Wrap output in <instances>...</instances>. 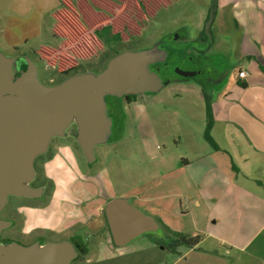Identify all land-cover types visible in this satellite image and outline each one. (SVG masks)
Listing matches in <instances>:
<instances>
[{
	"label": "rangeland",
	"instance_id": "374dc122",
	"mask_svg": "<svg viewBox=\"0 0 264 264\" xmlns=\"http://www.w3.org/2000/svg\"><path fill=\"white\" fill-rule=\"evenodd\" d=\"M217 1L174 0L148 19L138 36L126 42H107L103 38V50L96 57L80 60L79 67L72 74L98 73L117 53L148 48L156 40L172 34L180 37V42L186 49L188 60H184V70L204 73L169 82L156 92L137 94L130 101L107 96V100L114 101L117 107L113 117L115 126L106 142L94 146L93 162H87L76 143L74 124L65 130L66 134H70L69 137L51 140L49 154H54L55 146L59 144H70L79 154L83 172L101 175L105 186L104 195L112 198L122 195L128 199L137 198L138 195L177 196L189 207V193L198 191L200 186H189V163L182 170L177 166L184 159L189 161V136L200 147L209 146L204 137L207 127L206 110L201 101V91L205 86L211 85L217 76L233 73L236 67L232 50L234 40L228 38L230 41L227 44L218 46L213 37L219 18L216 13ZM59 7V0H0V50L19 61L22 57H28L36 67L38 80L46 86L56 84L66 77L57 73L34 53L40 45L56 46L60 43V39L51 33L54 22L51 14ZM227 24L228 19L225 18V27L221 28H225L226 33L227 28H230ZM45 159L42 157L39 160L38 167ZM81 182L80 189L84 195L95 193L90 184ZM155 182L160 183L157 185ZM153 183L156 185H151ZM16 199V196L8 197L4 215L11 214ZM14 218L16 224L6 234L17 236L19 228L30 229L31 224L25 223L24 219H19L16 215ZM170 219L183 228V231H189V215H176ZM55 231L53 233H60L59 230ZM144 234L150 238V243L146 238L140 240L139 237L140 242L135 248L138 246L148 249L132 253L124 257V260L128 257V260L149 257L153 264H158L159 261L162 263L166 253L158 248L162 244L160 238L154 232ZM167 234L171 235L169 232ZM14 239L26 245L28 237L19 235ZM46 240L63 239L61 234H51ZM153 245L157 247H152ZM185 250L186 248H181V251ZM105 251H93L86 257H104ZM173 259L174 257H169L168 263ZM98 264H106V261Z\"/></svg>",
	"mask_w": 264,
	"mask_h": 264
},
{
	"label": "crops",
	"instance_id": "0c3cea01",
	"mask_svg": "<svg viewBox=\"0 0 264 264\" xmlns=\"http://www.w3.org/2000/svg\"><path fill=\"white\" fill-rule=\"evenodd\" d=\"M216 13L219 18L213 39L218 46L234 40L232 54L236 67L233 73L217 76L201 91L205 110L208 102L211 111L210 140L204 133L209 146L200 147L189 136V161L184 159L177 166L182 170L189 163V186L200 187L197 193H189V207L177 196L138 195L129 199L135 207L157 222L161 220L171 230L199 236L194 246L174 242L169 247H160L166 254L158 264H264V0H218ZM225 18L229 35L221 28L225 27ZM239 70L245 71L246 76L239 77ZM57 146L48 166L50 173H54V196L40 211L25 210L24 222L31 227L61 230L75 216L64 214L61 202L69 196L61 195L70 190L76 178L83 182L90 179L96 183V192L105 193L99 173L92 176L78 170L79 154L70 144ZM55 166L62 168V175L56 174ZM68 167L76 172L69 173ZM77 192L80 197L85 196L81 189ZM183 214L189 215V231H183L173 219L169 220ZM139 237L150 243V238L143 234L125 245L115 244V250H106V264L153 262L149 257L124 260L132 253L148 249L135 248ZM169 257H174L170 263Z\"/></svg>",
	"mask_w": 264,
	"mask_h": 264
},
{
	"label": "water",
	"instance_id": "95a60500",
	"mask_svg": "<svg viewBox=\"0 0 264 264\" xmlns=\"http://www.w3.org/2000/svg\"><path fill=\"white\" fill-rule=\"evenodd\" d=\"M168 52L159 43L136 51H123L110 58L98 73L66 76L53 85H43L34 63L0 50V211L9 196L36 197L40 189L30 186L37 156L45 153L53 137H64L76 126L75 139L87 162L95 160L94 146L109 138L113 121L106 97L156 92L169 83L153 64L163 62ZM18 71V74L16 72ZM183 77L200 71L176 69ZM111 236L122 246L147 232H162L157 220L135 207L128 198L116 197L105 205ZM11 221L0 219V234ZM77 251L69 240L22 245L0 240V264H70Z\"/></svg>",
	"mask_w": 264,
	"mask_h": 264
},
{
	"label": "flooded vegetation",
	"instance_id": "af4514ba",
	"mask_svg": "<svg viewBox=\"0 0 264 264\" xmlns=\"http://www.w3.org/2000/svg\"><path fill=\"white\" fill-rule=\"evenodd\" d=\"M206 40V39H205ZM203 40V41H205ZM183 41V40H181ZM155 43H159V47L165 49L168 54L166 59L163 62H158L153 64V67L156 69L157 73L163 80H168L169 82H175L179 81L182 78H189V77H183L180 74L176 72V69L184 70L182 67L184 60H188V56L185 55L186 49H184V44L180 42V37L177 38L174 34L170 36H165L163 38H160L156 40ZM154 43V44H155ZM189 43V40L188 42ZM180 48V49H179ZM184 49V50H183ZM23 61L20 59L16 61V68L17 70L22 69ZM183 68V69H182ZM189 71V70H188ZM18 74V71L16 72ZM201 74V71L198 75ZM136 95L133 97L128 96H122L120 97L121 100L130 101L131 99L135 98ZM106 104L109 109V112L112 117L113 121V127L114 124V114L116 111V105L115 102L112 100H107L106 97ZM72 126V125H71ZM74 126V125H73ZM69 134V133H68ZM66 134L64 137H53L51 140L53 141L54 138H65L68 136ZM76 134V131H75ZM70 135V134H69ZM69 137V136H68ZM75 138V135H74ZM50 141L49 147L47 151L39 157L37 156L34 160V170H35V176L30 181V186L35 189H40V193L36 195V197H24V196H16L15 204L13 205L11 209V214L4 215L3 211L4 208L0 211V219H5L11 221V226L7 229H4L0 234V240L2 242H10V241H17L15 238H18L19 235L27 236L28 240L26 241V244H31L33 242H47L51 234H57L62 235V239L69 240L75 247L77 251L76 257L70 262V264H98L102 261H104L105 257H97V258H87L86 256L90 252H102L104 250H115L117 247L112 239L111 231L109 222L106 216L105 212V205L109 201V199L104 195V193L96 192V183L91 181L90 179H87L86 182H83L84 184H90L92 189L95 190V193L92 194H85V196L80 197L77 192L78 189H80V185L82 182L78 180L77 178L72 181L70 184V190L68 192H64L61 196H69L66 199H64L62 203V211L67 216L68 214H74L75 216H71V220H67L65 226L59 230L57 233H53V229L41 227V226H33L31 229L27 232H23L21 228L17 230V236L8 235L5 232L12 228L16 224L14 215L19 217V219H24V213L25 210H38L45 208L51 199V196H54L55 191V179H54V173H50L52 170L48 168L49 165H51L52 160L55 157L56 151L54 154H49L50 152V145L52 143ZM76 141V140H75ZM77 143V142H76ZM58 146H55V149H57ZM81 150V149H80ZM82 151V150H81ZM49 154V155H48ZM43 158H46L40 167H38L39 160ZM60 166H55L53 169H56V174L62 175V168H59ZM69 173H71L74 169L71 167H68ZM71 170V171H70ZM78 170L81 171L82 174H90L87 172H83L82 166H78ZM64 171V170H63ZM75 171V170H74ZM76 172V171H75ZM92 175V174H90ZM92 176H96L92 175ZM80 183V184H77ZM14 196V195H11ZM105 196V197H104ZM80 215L85 216L84 219H81ZM34 228H36L34 230ZM162 230V229H161ZM57 231V230H56ZM55 231V232H56ZM158 235L161 241V245L158 247H169L174 242H177L175 238H173L171 235H166V232L162 230V232H154ZM20 239V238H19ZM18 242V241H17ZM106 252V251H105ZM96 255L98 253H95ZM100 258V259H99ZM153 264V262H151ZM150 263V264H151Z\"/></svg>",
	"mask_w": 264,
	"mask_h": 264
},
{
	"label": "trees",
	"instance_id": "16d2710c",
	"mask_svg": "<svg viewBox=\"0 0 264 264\" xmlns=\"http://www.w3.org/2000/svg\"><path fill=\"white\" fill-rule=\"evenodd\" d=\"M59 1L60 7L51 14L54 20L51 33L60 39V43L56 46L40 45L34 53L57 73L68 76L79 67L80 60L96 57L103 50V38L107 42H126L138 36L145 22L174 0ZM127 96L131 98L134 95ZM206 114L205 137L210 140L211 111L208 102ZM158 223L177 242L194 246L199 241V236L171 230L159 219Z\"/></svg>",
	"mask_w": 264,
	"mask_h": 264
},
{
	"label": "built area",
	"instance_id": "2783aa9c",
	"mask_svg": "<svg viewBox=\"0 0 264 264\" xmlns=\"http://www.w3.org/2000/svg\"><path fill=\"white\" fill-rule=\"evenodd\" d=\"M238 75H239V77H245L246 76V72L243 71V70H239Z\"/></svg>",
	"mask_w": 264,
	"mask_h": 264
}]
</instances>
